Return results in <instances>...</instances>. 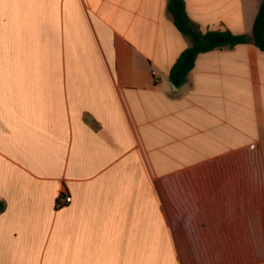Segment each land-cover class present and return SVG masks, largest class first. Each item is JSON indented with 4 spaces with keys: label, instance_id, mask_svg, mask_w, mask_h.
Masks as SVG:
<instances>
[{
    "label": "crops",
    "instance_id": "obj_1",
    "mask_svg": "<svg viewBox=\"0 0 264 264\" xmlns=\"http://www.w3.org/2000/svg\"><path fill=\"white\" fill-rule=\"evenodd\" d=\"M168 1L0 0V264H264V51L176 87ZM261 3L185 0L249 37Z\"/></svg>",
    "mask_w": 264,
    "mask_h": 264
},
{
    "label": "trees",
    "instance_id": "obj_2",
    "mask_svg": "<svg viewBox=\"0 0 264 264\" xmlns=\"http://www.w3.org/2000/svg\"><path fill=\"white\" fill-rule=\"evenodd\" d=\"M168 10L173 16L178 30L192 39V45L186 48L178 57L170 71V80L176 86H182L189 72L194 68L200 53L215 49L233 48L236 45L253 42L264 51V0L260 5L253 25V36L236 34L229 29L201 31L190 19L185 0H169ZM5 204L0 201V212L4 211Z\"/></svg>",
    "mask_w": 264,
    "mask_h": 264
},
{
    "label": "built area",
    "instance_id": "obj_3",
    "mask_svg": "<svg viewBox=\"0 0 264 264\" xmlns=\"http://www.w3.org/2000/svg\"><path fill=\"white\" fill-rule=\"evenodd\" d=\"M65 199H66V202H70L71 201V197H69V196L66 197Z\"/></svg>",
    "mask_w": 264,
    "mask_h": 264
}]
</instances>
